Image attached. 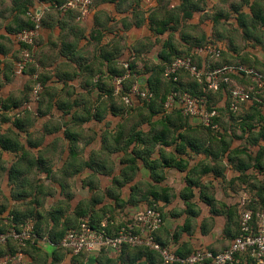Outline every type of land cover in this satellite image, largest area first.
I'll list each match as a JSON object with an SVG mask.
<instances>
[{
    "label": "crops",
    "instance_id": "crops-1",
    "mask_svg": "<svg viewBox=\"0 0 264 264\" xmlns=\"http://www.w3.org/2000/svg\"><path fill=\"white\" fill-rule=\"evenodd\" d=\"M41 1L39 5L45 7L43 1L66 0ZM29 2L34 5L33 0H0V98L8 103L25 100L27 95L22 98L20 93L29 94V84L38 75L44 78L47 92L40 107L33 103L31 109L39 108L41 115L32 119L26 132L12 127L14 110L0 112V135L8 131L18 134L29 155L21 161L18 155L2 154L5 170L0 172V209L4 212L0 223L13 211L27 214L29 202L39 199L38 210L44 215L62 207V221L71 218L78 223L92 216L95 223L107 222L117 229L154 202L164 219L156 234L159 243L183 255L197 249H225L232 241L230 232L225 235L227 209L238 205L239 196L253 201L249 199H256L258 186H264L260 128L255 121L256 127L250 129L240 121L252 114L246 110L236 116L218 114L217 129L208 130L198 118L181 120L179 112L163 110L151 119L154 126H150L141 122L148 115L142 110L144 99L132 97V112L119 103L114 94L118 77L107 78L110 62L104 57L124 69L123 64L118 65L124 60L129 65V53L134 56L133 76L143 91L166 46L168 51L183 53L203 46L204 40L221 49L217 63L264 75V0H93L85 14L48 12L39 32L41 49L34 76L13 74L16 45L19 49L20 45L9 32L24 20L18 8ZM184 7L189 17L183 18L179 11ZM210 8L214 9L208 14ZM175 19L179 20L176 27ZM165 23L174 29L156 33L158 25ZM233 79L243 84L240 77ZM97 83L99 87L94 86ZM112 89L113 100L109 96ZM13 91L16 96L11 95ZM221 96L216 99L217 107L225 106L227 95ZM91 114L99 118L93 119ZM167 116L176 127L156 125ZM37 122L39 126H35ZM163 131L174 136L151 139L152 134ZM12 166L16 170L9 180ZM115 197L124 204L117 205ZM26 220L33 222V218ZM39 247L40 254L28 249L20 261L9 264H105L120 256L104 249L79 255L58 253L44 240ZM8 250L11 245L0 252ZM137 262L145 264V258Z\"/></svg>",
    "mask_w": 264,
    "mask_h": 264
},
{
    "label": "built area",
    "instance_id": "built-area-1",
    "mask_svg": "<svg viewBox=\"0 0 264 264\" xmlns=\"http://www.w3.org/2000/svg\"><path fill=\"white\" fill-rule=\"evenodd\" d=\"M92 0H67L53 8L61 13L68 11H79L85 14L91 7ZM27 16L34 23V27L22 30L15 38L19 44L31 46V50H23L21 60L16 64V74L21 75L27 64L32 63L35 54V42L41 29L40 10L27 12ZM221 49L213 42H207L203 46L193 49L192 54L201 59L198 66L192 57L175 58L165 69L164 75L168 80L177 82L179 74L184 72L202 85L201 97H194L187 91H171L166 98L163 109L165 113L178 110L185 117L198 118L202 125L212 130L217 125L212 119L218 116L215 108L207 109L206 95L218 92L222 85L226 86L228 93L229 110L237 113L243 104L256 102L264 110V75L254 69L243 66L222 65L215 66L207 63L208 59L218 60L221 57ZM126 73L114 80V94L120 95L123 91V82L129 78L130 70L128 64H123ZM249 81L245 84H237L233 77ZM41 86L38 83L33 91V103L39 100ZM132 97L149 100L152 97L147 90H142L138 83L130 86L128 92L121 97L126 106H132ZM21 110H31V104L26 103ZM250 202L244 199L240 202L239 234L230 244L220 252L214 253L207 249H197L186 256H179L170 246L162 245L157 241L156 234L164 224L161 212L156 208H147L134 216L131 221L119 226L104 222L100 227L90 224V217L81 219L75 228L69 229L60 241L59 246L72 255L82 253L99 252L110 250L121 254L127 246L131 248L144 247L156 252L162 264H264V209L253 211L246 206ZM9 218V217H8ZM8 220V219H7ZM7 220L4 224H8ZM111 230V232H108ZM33 227L31 222L17 227L15 224H8L4 231H0V249L9 243L16 245V252H6L0 255V264H9L23 257L22 249L28 241H33ZM243 258V259H242ZM248 259H251L248 262Z\"/></svg>",
    "mask_w": 264,
    "mask_h": 264
},
{
    "label": "trees",
    "instance_id": "trees-1",
    "mask_svg": "<svg viewBox=\"0 0 264 264\" xmlns=\"http://www.w3.org/2000/svg\"><path fill=\"white\" fill-rule=\"evenodd\" d=\"M67 1V0H66ZM65 1V2H66ZM39 2H42L41 0ZM65 2H58V1H53V2H44L47 6L44 7V11L45 14L48 13L50 11V9H53V4H57L58 6L64 4ZM185 2H188V0H185ZM48 3V4H47ZM32 6L31 2L26 3L25 6H21L18 8V14L20 16H25L24 19L21 23L17 24L14 30H9L10 33L16 34L21 32L22 30H27V29H31L34 27V23L32 22V20L27 17V12H29V8ZM55 9V8H54ZM197 9V8H196ZM195 9V10H196ZM57 10V9H56ZM198 10V9H197ZM179 11H181L183 13V18L186 16L189 17L190 13L186 11V7H184V9H179ZM70 12V11H68ZM67 13V12H66ZM65 14V13H64ZM44 19L45 16L43 15L41 17V21H40V25L41 27H43L44 25ZM175 23V27L179 24V20L175 19L174 21ZM151 27H152V23H151ZM174 27L173 26H169L167 23L163 24L162 26H159L156 28V33L158 34H162L167 30H173ZM39 40V38H37ZM36 43V42H35ZM38 43V42H37ZM20 45V49L21 50H31V46H28L26 44H19ZM168 46L165 47V50H163V52L161 54H159V59H160V65L155 66V68L152 71V77L151 79L148 80V83L146 84V89L148 90V92L152 93V97L149 100H144L143 101V106L144 109L142 110H146L147 114L146 117L141 119V122L146 121L150 126H154V124L151 123V119L158 115V113H160L161 111H163V106L164 103L166 101L167 96L169 95V93L171 91H187L189 92L192 96L194 97H201L203 96L202 94V85L197 83L193 78H191L188 74L181 72L179 74V80L177 82H173L171 80H168L165 75V69L168 67V65L175 59L178 57H192V59L197 62V65L200 66L201 65V59L199 57H197L196 55L192 54V49H189L186 52L183 53H179L176 50H173L171 48V50H167ZM39 52V51H38ZM38 52L35 54V56L38 59ZM105 60H107L110 66H108L107 72H106V76L107 78L112 81L114 77H119L122 76L123 74L126 73V70H124L123 68L118 69L114 64L115 63H111V58H107L104 57ZM16 59L18 61L21 60V57ZM36 59V61H37ZM16 64H14V70H13V74H16ZM31 64V63H29ZM27 64V68L25 67V69L22 71V74H28L31 76H34V74H36L35 72V66L34 65H29ZM215 66H218L215 64ZM129 70H130V76L129 78H127L124 82H123V91L120 93V95L118 96L119 98H121L123 95H125L130 86L134 83H140V81L138 80L137 77H134L133 74H136V72L134 71V65L133 63H129L128 65ZM21 74V75H22ZM35 83H39L41 86V91L39 92V100L36 102L38 103V107H40L41 105V98L44 96V94H46L47 92V88L45 87V81L44 78L41 75H38L34 78ZM243 84H245L246 81L245 79H242ZM99 83V82H98ZM95 84L94 86H98L99 84ZM45 91V92H44ZM227 95L226 96V100H225V106L223 107H217L216 106V99L221 98V95ZM113 89L112 91H109V96L111 97V99L113 100ZM118 98V99H119ZM207 98V109L210 111L211 108H215L220 115H223V113H232L229 110V103H228V93L226 91V86L222 85L221 89L218 92L215 93H208L206 95ZM22 101H13L11 103H8L6 100H2L0 98V112L3 113H7L9 111H13V110H18L21 106H22ZM38 111H33V110H23L22 114H15L14 116H12V118L14 120L11 121V125L14 129L18 130V132H26V128L27 126H30L32 123V119H34L35 117H37L40 114V110L39 108H37ZM112 110L114 111V108L112 107ZM134 111V109H128L127 112H132ZM227 111V112H226ZM247 112L251 113L252 115L249 118H241L240 121L241 126L244 127H248L250 128H255L256 126L252 124L253 121L256 122V124L259 126L260 131L258 134V137H261L264 140V116H263V112L264 110H262L261 106L259 104H257L256 102H252L251 104L247 105ZM173 112H179L178 110H174ZM180 113V112H179ZM181 114V113H180ZM233 114V113H232ZM232 114H230V116H232ZM178 115V114H177ZM182 115V114H181ZM94 117L93 119H98V115L97 114H91L90 117ZM179 116V115H178ZM183 116V115H182ZM182 119H186L188 117L183 116ZM219 116L215 117L212 119V123L217 125L220 118ZM179 119V117H178ZM177 119V120H178ZM173 119L170 116H167L166 118H164L163 120H159L156 125L161 126L162 128H169V127H176V125L174 124V122L172 121ZM182 126V124H181ZM202 127H204L202 125ZM206 128V127H204ZM208 130H211L210 128H206ZM12 131H8L6 134L0 135V172H3L5 170L4 166H3V161L1 159L2 154L3 153H12L14 155H18V158L22 161L25 160L29 155L28 152L25 150L24 146L19 142L18 140V134H11ZM174 136V133H166L165 131L160 132V133H155L152 134L151 139H154V141H162L164 140V138H166L167 136ZM142 136L141 134H139L138 137ZM135 163V159L133 158L132 160H130V164L133 165ZM132 171L135 170V168H132ZM15 167L12 166L10 168V170H8V175H9V180H11L12 178V174L15 172ZM116 185V184H115ZM152 196L154 197L155 200H157L158 198L152 194ZM115 202L117 205L120 204H124L118 197L114 198ZM30 204V210L28 211V209H26L28 211L27 214H20L17 213L16 211L11 212V214L8 216V224H15L17 227H20L21 225H25L27 222L26 219L29 218H33V222L32 223V227H33V234L35 236L34 240L28 241L25 245V247L22 249L23 253H28L29 250L35 251L36 254H40L41 250L39 247V242L41 241H47L49 242L53 248H55L58 253L61 251H66L64 249H62L59 244L61 239L63 238V236L65 235V233L71 229V228H75L78 223H72L71 218H64V220H61V217L63 216V208L59 207V208H54L51 211L47 212L45 215L43 213H41L38 210V207L41 206L40 200L39 199H33L29 202ZM33 205V206H32ZM61 205V204H60ZM82 205H79L76 209V215H81V208ZM248 209H252L253 211H256L258 209H264V186L263 184H260L257 188V192H256V199H253V201H251L247 206ZM148 208H156L158 209L155 205L154 202H148ZM159 210V209H158ZM228 213L226 215L227 219H229V221L227 220V227L228 229L225 231V235H228V233L230 232V238L233 240L238 234H239V219H240V210H239V206L237 205L236 207H230L227 209ZM160 211V210H159ZM4 212V208L0 209V214H2ZM214 214V212L211 211V215ZM231 223V225H230ZM8 224H4V223H0V231H4ZM90 224L96 227H100V222L95 223L94 220L92 219V216L90 218ZM236 225V228H235ZM231 228V229H230ZM108 232H111V230H109ZM9 245L12 246V250H8L6 252H10V253H15L16 252V245L13 244L12 242L9 243L6 247L7 248ZM164 245V244H162ZM6 252H0V255H3ZM68 252V251H66ZM214 252V251H212ZM217 253V252H214ZM177 255L179 256H186L183 255L182 253L179 252V254L177 253ZM189 255V254H187ZM144 257L145 258V264L147 262V264L149 263H154L156 262L158 259L160 261V264H162V261L159 257V255L156 252L150 251L147 248L144 247H138V248H131V247H125L120 256L116 259V263L118 264H140L137 262L138 259ZM243 259V258H242ZM251 259H248V262H250ZM114 261H109L106 260L105 264H113L115 263Z\"/></svg>",
    "mask_w": 264,
    "mask_h": 264
},
{
    "label": "rangeland",
    "instance_id": "rangeland-1",
    "mask_svg": "<svg viewBox=\"0 0 264 264\" xmlns=\"http://www.w3.org/2000/svg\"><path fill=\"white\" fill-rule=\"evenodd\" d=\"M17 2L18 1H24V0H16ZM34 1V5H32L30 8H29V11L30 12H36L38 9L40 10V17H42L44 14H45V9H44V5L43 6H41V5H39V1L40 0H33ZM43 3H44V1H43ZM43 3H41V4H43ZM18 4V3H17ZM12 5H13V2H12ZM15 5V4H14ZM93 5V0H92V3H91V6ZM46 7V6H45ZM212 7V6H211ZM91 8V7H90ZM89 8V9H90ZM214 8H210L209 9V13L208 14H210V12L213 10ZM77 12L79 13V11L77 10ZM49 13L50 14H60L61 12L60 11H58V10H56V9H50V11H49ZM25 16H23V18H24ZM28 17V16H27ZM24 19H26V18H24ZM41 29H42V27H41ZM41 29H40V31H41ZM39 31V32H40ZM208 31H209V33H210V28L208 29ZM40 34V33H39ZM210 37V36H209ZM38 38H39V35H38ZM214 40V39H213ZM208 41H211V40H208ZM207 41V42H208ZM38 42V43H37ZM205 40H204V43L202 44V45H204V44H206L207 43ZM35 45H36V47H35V54L41 49V44H40V41L37 39L36 40V43H35ZM17 48V49H16ZM16 50H15V53H17V55H16V57L17 58H19V57H22V52H23V50H21V49H19L18 48V46L16 45ZM35 54L33 55V57H32V63L31 64H29V65H34L35 66V64L37 63V61H36V59H37V57L35 56ZM222 56V55H221ZM16 57L14 58V62H12V65L13 64H15V63H17L18 62V60L16 59ZM134 56H132L130 53H129V56L127 57V60H128V62H132L134 59ZM221 58V57H220ZM219 58V59H220ZM133 59V60H132ZM218 59V60H219ZM125 62H127L126 60H124V62H122V63H120L119 65H118V67H122V64H124ZM207 63L208 64H210L211 66H212V64H216V65H218V66H222V64H220V62H218L217 63V60L215 61V60H213V59H208L207 60ZM140 64V60H138L137 61V69H139L140 70V68H141V66L139 65ZM151 61H147V65L150 67L151 66ZM27 68V67H26ZM247 83V82H246ZM38 84V83H37ZM36 83H35V81H34V79H33V81H32V83H30L29 85H31L30 86V88H29V94H26V93H20L19 95L22 97V96H24V97H22V98H25L26 97V95H27V98L25 99V100H22L23 101V103H22V106H24L26 103H30V104H32L31 105V108L33 107V98H34V93H33V91H34V89H35V87H36V85H37ZM112 85H113V82L111 83ZM10 93H11V91H10ZM15 94H17V92H14L13 91V94H11L12 96H16ZM119 95H117L116 97L117 98H119L118 97ZM16 98V97H15ZM119 103H122V101H121V98H119ZM123 104V103H122ZM121 104V105H122ZM21 106V107H22ZM124 107H125V109H126V111H128V109H134L135 110V108H134V104L132 105V106H126V105H123ZM246 107H247V105L246 104H243V105H241L240 106V109H239V111L237 112V113H230V114H232V116H236V115H238L241 111H244V110H246ZM32 110V109H31ZM22 111L23 110H21L20 108L18 109V110H14L13 111V114H12V116H14L15 114L17 115V114H19V115H21L22 114ZM34 111V110H33ZM35 112V111H34ZM227 112V111H226ZM228 112L227 113H223V115L222 116H229L230 115ZM231 120H233V121H235V120H237L236 118H232ZM34 122H36V120H34ZM237 124V123H236ZM40 125V123H36V125L35 126H39ZM246 195H243V196H239V200H238V205H240V202L242 201V200H244V199H246V197H245ZM245 197V198H244ZM248 197V196H247ZM251 198V197H250ZM249 200H253V198H251V199H249ZM239 210H240V206H239ZM8 219V218H7ZM6 219V220H7ZM6 220H2V222L4 223Z\"/></svg>",
    "mask_w": 264,
    "mask_h": 264
}]
</instances>
